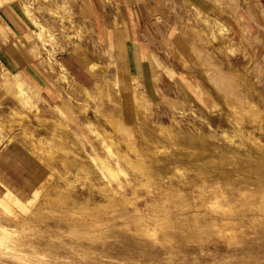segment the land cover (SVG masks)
I'll return each mask as SVG.
<instances>
[{"label": "rangeland", "instance_id": "1", "mask_svg": "<svg viewBox=\"0 0 264 264\" xmlns=\"http://www.w3.org/2000/svg\"><path fill=\"white\" fill-rule=\"evenodd\" d=\"M92 1L0 0V9L10 6L27 20L21 38L0 24V148L17 141L45 166L43 180L27 193L10 188L25 201L37 187L42 196L25 220L0 213L10 246L1 250L18 264L37 260V251L41 264H54L52 249L45 248L50 242L63 245L59 263L96 258L100 264H264V216L237 211L258 200L250 193L264 188L245 180L260 170L250 167L255 158L246 148L264 159V108L258 105L264 98V0H105V13L118 11L120 22L113 26L123 36V49L119 40L111 46L98 41ZM139 6L145 21L130 26L126 8ZM79 61L92 75L77 72L87 83L79 80L80 69L73 70ZM27 63L57 88L53 102L25 78ZM194 135L208 145L220 138L219 145L242 148L250 170L241 171L243 159L235 165L225 153L214 162L197 154L188 159L189 152H199L198 139L187 140ZM107 152L111 160L122 157L126 191L135 195L117 208H98L89 197L94 167L102 166ZM217 165L233 176L216 173ZM257 198L264 202L263 194ZM214 215L228 219L190 230L196 218ZM179 219L181 234L169 225ZM103 241L112 247L103 250Z\"/></svg>", "mask_w": 264, "mask_h": 264}, {"label": "bare ground", "instance_id": "2", "mask_svg": "<svg viewBox=\"0 0 264 264\" xmlns=\"http://www.w3.org/2000/svg\"><path fill=\"white\" fill-rule=\"evenodd\" d=\"M38 34V33H37ZM42 38V37H41ZM94 63V62H93ZM92 64V63H91ZM95 65H97V64H95L94 63V65L93 66H95ZM65 67V66H64ZM64 67H63V69H64ZM96 67V66H95ZM95 67H93V68H95ZM66 68V67H65ZM99 68V67H98ZM65 70V69H64ZM68 70V69H67ZM94 70V69H93ZM96 71H97V69H96ZM63 74V73H62ZM65 75V74H64ZM68 75H69V73H68ZM66 76H67V74H66ZM65 76V77H66ZM67 79H68V76H67ZM70 79V78H69ZM74 81L76 82L77 80L74 78ZM99 83V82H98ZM21 84H22V82H21ZM98 85V84H97ZM83 87V89L87 92V93H89V94H91V91L89 92V87H87V86H82ZM261 95V94H260ZM258 105H260L259 107H262V108H264V98H263V96H261L260 97V99H259V103H258ZM264 110V109H263ZM94 131H96L97 132V130H93V132ZM106 131V130H105ZM109 131V130H108ZM108 131H107V133H106V135L108 134ZM157 130H155V132H156ZM95 133V132H94ZM157 133V132H156ZM70 134V133H69ZM71 135V134H70ZM98 136L99 135H101V133H99V131H98V134H97ZM102 135H103V133H102ZM104 135H105V133H104ZM213 135V134H212ZM189 135H187V137H188ZM190 136H192V135H190ZM189 136V137H190ZM204 136L206 137V135L204 134ZM204 136H198L197 137V135H196V137H195V135H194V137L192 138H187L186 136L184 137V138H187V140L188 139H191V141L194 139H198L197 141H199V142H197L195 145H194V143H193V145H194V148H195V150H197V151H199V152H192L191 154V157L189 156V154H190V152L189 151H187V153L189 152V154H188V159L189 158H192L193 157V155L195 154H197V157L201 160V158L204 156V157H207L208 158V160L210 161V162H214L215 160H216V158L218 157V154L219 153H225V154H223V155H225V156H228V158L229 159H236L235 160V165L236 164H238V157L239 158H242L243 159V162L242 163H244L243 165H240V166H238L239 168H240V170L242 169V170H250V167H254V168H257V167H255L256 165L257 166H259V168H260V170H262V172L260 171V170H258V168H257V173H258V175L255 177V175H254V172H253V175L254 176H248L247 175V172H245L246 174H244V175H247L246 177H245V180L246 181H255V182H257V183H261V185L264 187V159L261 157V155H259L258 153H252V151L251 150H249V148H246V151L248 152V153H250L249 154V156L250 157H253V158H255L254 159V161L252 162V164L254 165V166H251L250 165V167L248 168L247 166H246V164H248L249 162H250V160L248 161V160H245V156H246V154L244 153V151H242L241 149H239L238 147L237 148H235V147H233V146H228V145H225V144H221V145H219V140H220V138L216 141L215 140V138L213 139V138H211V140H215L214 142H209L210 143V145H208V144H206L204 141H206L205 139L203 140V138H204ZM211 136V135H210ZM214 137L216 136V134L215 135H213ZM213 136H211V137H213ZM218 136V135H217ZM216 136V137H217ZM70 137H72V136H70ZM106 137H108V135L106 136ZM201 137V138H200ZM203 137V138H202ZM219 137V136H218ZM75 138V137H74ZM207 138H210L209 136H208V134H207ZM72 139H73V137H72ZM71 139V140H72ZM107 141V140H106ZM210 141V140H209ZM189 142H190V140H189ZM239 143V142H238ZM109 144V143H108ZM111 144V143H110ZM110 144L108 145L109 147H108V149H112V146H110ZM74 145H75V143H74ZM79 145V144H78ZM103 145V144H102ZM215 145L218 147V150L215 148ZM76 148H78L77 150H82L81 148H79L78 146H75ZM106 147V146H105ZM111 147V148H110ZM156 147H158V145H156L155 146V148ZM243 147V146H242ZM192 148V147H191ZM159 149V147L157 148V150H156V152L157 151H159L158 150ZM206 149V150H205ZM75 150V149H74ZM107 150V149H106ZM203 150H205V151H203ZM108 152L110 151V150H107ZM201 151H203V152H201ZM206 151H208V153L206 152ZM107 152V154H108V156L106 157V158H103V159H101V161H102V166H100V165H98L99 163H97L96 165V167H94V170L92 169V168H90L89 167V162H87V165H88V167L89 168H87V170L89 169V171L92 169L93 171H94V174H95V178H92V180H91V182L89 183V186H90V184H92L91 186H95V187H97L98 189V191H99V193H100V191H101V196L99 197V196H97L96 194L94 195V191H95V187L93 188H91V193H90V198H93L94 197V199H95V202H96V206L99 208V207H102L103 205H100V204H104V203H106L107 205H109L108 203H111V204H114V205H116V208L118 207V204L120 203V202H122V201H127L128 200V198L131 196V195H134L133 193L130 195H128V193H127V191H126V188H125V184H127L126 182H129V178L127 177V176H124V177H122L121 176V173L124 171V169H122V167H121V160H122V157H121V160H120V156L118 157V159H115V160H111L112 158H109V153ZM111 152V151H110ZM113 152H115L114 150H113ZM78 153V152H77ZM77 153H76V156H77V158H78V155H77ZM80 153H84V152H80ZM183 153V152H182ZM186 153V154H187ZM111 154V153H110ZM82 155V154H81ZM184 155H185V152H184ZM80 156V155H79ZM82 156H86V157H88V161H90V159H94V160H97L98 161V157H95V156H92V155H90L89 153H87L86 151H85V153L82 155ZM116 156V155H115ZM111 157V156H110ZM186 158H187V156H185ZM41 158V157H40ZM90 158V159H89ZM81 159V158H80ZM87 160V159H85V158H82L81 159V161L82 160ZM100 159V158H99ZM86 162V161H85ZM255 162V163H254ZM82 163V162H81ZM84 163V162H83ZM92 163V162H91ZM86 164V163H85ZM84 164V165H85ZM83 165V164H82ZM83 165V166H84ZM93 165V164H92ZM215 168V170H216V173H218V174H220V173H225V174H227V175H229V177H232L233 176V174L231 175V173H232V171L231 170H228L227 168H225V167H223V166H219V165H217V166H215L214 167ZM241 170V171H242ZM260 171V172H259ZM252 172V171H251ZM92 173V172H91ZM122 174H124V172L122 173ZM125 174H127V173H125ZM248 174H250V173H248ZM231 175V176H230ZM67 177V176H66ZM112 177V178H111ZM113 179H116L117 181H118V183H119V186L117 187V186H115L114 185V183H113ZM119 179L121 180V182L119 181ZM66 180V179H65ZM71 183V182H70ZM69 183V184H70ZM249 184H251V183H249ZM217 185V183H215V187H217L216 186ZM238 185V184H237ZM240 185V184H239ZM247 184H245V186H246ZM219 186V185H218ZM236 186V185H235ZM252 186H253V184H252ZM88 187V186H87ZM239 187V186H238ZM250 187V186H249ZM42 188V187H41ZM89 188V187H88ZM241 188H244V187H241ZM256 188V187H255ZM258 188H260V187H258ZM93 189H94V191H93ZM206 189H207V186L206 187H202V190L203 191H206ZM249 189V188H248ZM96 190V191H97ZM195 190H196V188H195ZM238 190H240V189H238ZM237 190V191H238ZM247 190V189H246ZM35 191V196L33 197V198H29L28 199V201H25V200H23L19 195H17L15 192H13V190H10V188L9 187H7L1 180H0V213H2L3 215H5V216H7L8 218L9 217H11V218H15V219H18V218H21V217H23V219L24 218H26V217H29V215L30 214H32L33 212H34V210L39 206V202H38V200H40L39 199V197L40 196H42V190H40L38 187L34 190ZM89 191V192H90ZM179 191V190H178ZM202 191V192H203ZM257 191H258V189H257ZM182 192V191H181ZM239 192V191H238ZM81 193V192H80ZM135 193V192H134ZM233 193V192H232ZM231 193V194H232ZM89 194V193H88ZM250 194H252V195H255V197H254V199H258V200H260L259 198H257L258 197V195H260V194H263V199H264V188L262 189V190H260L259 189V191L256 193V190H255V192L254 193H250ZM237 195V194H236ZM135 196V195H134ZM156 196V195H155ZM155 196H154V198H155ZM232 196V195H231ZM41 198V197H40ZM89 198V199H90ZM134 198H136V197H134ZM153 198V197H152ZM153 198V199H154ZM200 198V197H199ZM87 199V198H86ZM130 199H131V197H130ZM129 199V200H130ZM88 200V199H87ZM128 200V201H129ZM133 200V199H132ZM132 200L130 201V202H132ZM136 200H137V198H136ZM258 200H255V202H253L251 205L250 204H248V207L247 208H243L242 209V211H239V210H237L239 213L241 212L242 214H244L245 216H247V217H252L253 216V218H257V217H261V216H264V202L262 201V202H259ZM127 201V202H128ZM146 201V200H145ZM149 201V199L147 200V202ZM91 202V201H90ZM94 202V203H95ZM133 202H135V201H133ZM92 203H93V201H92ZM129 203V202H128ZM136 203V202H135ZM150 203V201L148 202V204ZM262 203V204H261ZM123 204H125L124 202H123ZM137 204V203H136ZM147 204V203H146ZM176 204V203H175ZM259 206H258V205ZM260 204H261V206H260ZM98 205H100V206H98ZM126 206H127V204H125ZM125 205H122V206H125ZM138 205V204H137ZM221 205V204H220ZM224 205V204H223ZM174 206H176V205H174ZM119 207H121V206H119ZM136 207V206H135ZM238 207V206H237ZM236 207V208H237ZM136 208H138V206L136 207ZM141 208V207H140ZM235 208V209H236ZM143 209V208H142ZM233 209V208H232ZM235 209H234V211H235ZM259 210V212L260 211H262L261 213H259V214H256V215H253V211L255 212V210ZM107 210V209H106ZM116 210H118V209H115V211ZM120 211V210H119ZM138 211H139V209H138ZM222 212V211H221ZM117 213V212H116ZM220 213V212H219ZM135 214H137V213H135ZM91 215L93 216V213H91ZM189 215H191V214H189ZM128 216H129V214H128ZM133 216V215H132ZM2 217V215L0 216V218ZM125 217V216H124ZM123 217V218H124ZM6 219V218H5ZM27 219V218H26ZM88 219V218H87ZM132 219V218H131ZM181 219H183V218H181ZM185 219V218H184ZM187 219V218H186ZM195 219V218H194ZM228 218L227 217H223V216H221V215H214L213 217H211V218H209V217H207V218H196L195 220V223L197 224L196 226H193V224H194V222L192 223V228L190 229L191 231H193V229H195V230H199V229H204L205 230V228H206V224H207V222H211V223H218V222H221V221H225V220H227ZM14 219H12V221H13ZM25 220V219H24ZM90 220H91V222L90 223H92L93 222V220L94 219H92V218H90ZM89 220V221H90ZM126 220V219H125ZM128 220V219H127ZM177 220V219H176ZM180 220V219H179ZM192 220V219H191ZM11 221V222H12ZM20 221H22L21 219H20ZM129 221V220H128ZM127 221V222H128ZM134 221V220H133ZM141 221V220H140ZM171 221V220H170ZM263 221L261 220V223H262ZM89 223V222H88ZM98 223H99V221H98ZM175 222H170V227H175L176 226V228H177V231L180 233V232H184V230H185V228H184V223H183V221H179V223L178 222H176L175 224H174ZM264 223V222H263ZM263 223L261 224L262 226H263V228L262 229H258L259 231H260V233L262 232L263 234H264V225H263ZM4 224V223H3ZM95 224V223H94ZM203 224H204V226L205 227H203ZM210 224V223H209ZM136 225V224H135ZM139 225V224H138ZM168 225V226H169ZM15 226V225H14ZM20 226V225H19ZM145 226V225H144ZM211 226H213V225H211ZM253 226V225H252ZM86 227V226H85ZM115 227V226H114ZM135 227V226H134ZM190 227V226H189ZM258 227V226H257ZM8 227H5V225H0V263H2V264H4L5 262H7V263H9V264H18V262H16V261H14L13 259L15 258V257H10L9 255V252L10 251H8V249L6 250V251H8V254H7V252L5 253V251H3V250H1V248H7V247H10V246H7L8 244V240H9V238H8V236H7V233H9V230L7 229ZM89 228H90V226H89ZM92 228V227H91ZM90 228V229H91ZM122 228V227H121ZM142 228V227H141ZM141 228H139V229H141ZM214 228H215V226H214ZM253 228V227H252ZM93 229V228H92ZM128 229V228H127ZM189 229V228H188ZM188 229H186L187 231H188ZM219 229V228H218ZM122 230V229H121ZM189 232V231H188ZM254 232H255V230H254ZM175 233V232H174ZM191 233V232H190ZM194 233V232H193ZM252 233V232H251ZM181 234V233H180ZM199 234V233H198ZM250 234V233H249ZM216 235V234H215ZM242 235V234H241ZM244 235V234H243ZM252 235V234H251ZM211 236V235H210ZM238 236V234L236 235V237ZM134 237V236H133ZM252 237V236H251ZM254 237V236H253ZM129 238V237H128ZM131 238V237H130ZM242 238V237H241ZM135 239V238H134ZM244 239V238H243ZM251 239V238H250ZM256 239V238H255ZM86 240V239H85ZM94 240V239H93ZM96 240V239H95ZM210 240V239H209ZM262 240V239H261ZM260 240V241H261ZM144 241V240H143ZM246 241V240H245ZM244 241V242H245ZM257 241H259V239L257 240ZM120 242V241H119ZM118 242V243H119ZM215 242H217V241H215ZM247 242V241H246ZM250 242V241H249ZM252 242V241H251ZM56 243V242H55ZM73 243V242H72ZM150 243V242H149ZM200 243V242H199ZM42 244V243H41ZM112 244L113 243H111V245L110 244H108L107 242H105V241H103L102 242V244H101V246H102V248H103V250H107L108 249V247H112ZM205 244H207V243H205ZM241 244V243H240ZM257 244V243H256ZM78 245L79 246H82V247H88V245H87V243H85V242H82V241H80V242H78ZM77 245V246H78ZM94 245H95V243H94ZM202 245V244H201ZM260 245V244H259ZM35 246V245H34ZM76 246V247H77ZM240 246V245H239ZM12 247V246H11ZM202 247V246H201ZM208 247V246H207ZM218 247V246H217ZM232 247V246H231ZM250 247V246H249ZM37 248H38V245H37ZM45 248H48V249H52V253H53V255H54V258L56 259V260H53V262H54V264H75L73 261L71 262L70 261V259H67V260H63V262L62 263H59L58 262V259L61 257L60 256V254L62 253L61 252V250H62V248H63V245H56V244H51V242L50 243H46L45 244ZM139 248V247H138ZM191 248H193V247H191ZM190 248V249H191ZM200 248V247H199ZM242 248V247H241ZM252 248V247H251ZM65 249V248H64ZM71 249V248H70ZM167 249V248H166ZM173 249V248H172ZM252 249H254V248H252ZM18 250V249H17ZM73 250V249H72ZM143 250V249H142ZM192 250V249H191ZM30 251V250H29ZM64 251H66V249L64 250ZM71 251V250H70ZM205 251V250H204ZM68 252V251H67ZM173 252V251H172ZM202 252V251H201ZM210 252V251H209ZM70 253H72L74 256L76 255L77 256V254H76V252H74V251H71ZM35 255L34 256H36V257H38V259L37 260H32V262L30 261V262H28V260L26 261V263H23L22 262V264H41V258L38 256L39 255V251H37L36 253H34ZM43 254V253H42ZM46 254H47V251H46ZM67 254V256L66 255H64V256H66L67 258L69 257L68 256V253H66ZM203 254V253H202ZM51 255V254H50ZM204 255V254H203ZM11 256H14V255H12L11 254ZM60 256V257H59ZM70 256H71V254H70ZM176 256V255H175ZM260 256V255H259ZM78 257V256H77ZM199 257V256H198ZM62 258V257H61ZM74 258V257H73ZM87 258V257H86ZM263 261H264V259H262ZM56 262V263H55ZM222 262V261H221ZM224 262H225V260H224ZM256 262H257V260H256ZM47 263H51V260L50 261H47ZM237 263V262H236ZM239 263V262H238ZM79 264H100L99 262H98V260L95 258V259H93V258H88L86 261H84V262H80ZM169 264V263H168ZM240 264V263H239ZM244 264V263H243Z\"/></svg>", "mask_w": 264, "mask_h": 264}, {"label": "crops", "instance_id": "3", "mask_svg": "<svg viewBox=\"0 0 264 264\" xmlns=\"http://www.w3.org/2000/svg\"><path fill=\"white\" fill-rule=\"evenodd\" d=\"M105 3V0L92 1V6L96 14L94 27L96 29L97 39L100 43L109 46L114 45L119 40L120 46L124 43L123 36L119 37L118 32H116L115 27L113 26V23L120 22L117 16L118 11L115 9L116 12H114V15H110L111 13L109 14L108 12L105 13ZM126 11L125 17L126 14L127 17L124 19V22H131V24L129 23L130 26L135 27V25L138 26V24H140V21H145L140 6L138 8L135 7L132 11H129V9L126 8ZM0 24L6 29H10L13 35L19 34L18 36H20V38L26 34V18L10 6L4 5V7L0 9ZM120 48L123 49V46L121 45ZM32 63H27L25 69H23L25 72V78L33 82L38 90H40L48 100L53 102L58 95L57 88L55 89L52 85L44 81L45 76L41 75L40 72H37L34 65L30 66ZM83 65L82 62H80L79 65L78 63H74L72 67L74 71L76 68L80 69L76 71V73L85 72L84 76H87L88 74L91 75ZM77 75L81 82H88L86 79L82 78L80 74L77 73ZM21 82L22 81L20 80V83ZM0 153V180L9 188H13L15 191L19 192V194L27 193L28 190L33 189L39 182H41V180H43L45 166L41 165L37 159L33 158L29 152H27V149L23 147L22 143L10 141L0 148Z\"/></svg>", "mask_w": 264, "mask_h": 264}]
</instances>
